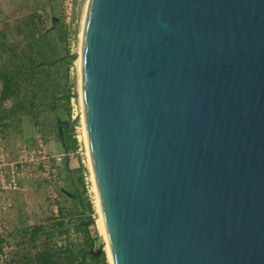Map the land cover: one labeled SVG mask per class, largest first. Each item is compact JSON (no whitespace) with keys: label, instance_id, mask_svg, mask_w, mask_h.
Segmentation results:
<instances>
[{"label":"water","instance_id":"1","mask_svg":"<svg viewBox=\"0 0 264 264\" xmlns=\"http://www.w3.org/2000/svg\"><path fill=\"white\" fill-rule=\"evenodd\" d=\"M83 21L113 264H264V0H88Z\"/></svg>","mask_w":264,"mask_h":264},{"label":"rangeland","instance_id":"2","mask_svg":"<svg viewBox=\"0 0 264 264\" xmlns=\"http://www.w3.org/2000/svg\"><path fill=\"white\" fill-rule=\"evenodd\" d=\"M86 1L0 0V68L19 67V59L16 56H19L21 49L27 53L25 42L31 40L30 37L37 38L41 45L40 49L45 51V59L50 60L49 62L62 58L64 55L70 59L67 65L56 62L41 68V73H37L40 79L45 80L47 91L42 97L34 99L35 102H40L36 108L35 121L28 112L22 111L0 121V143L12 144L9 146L12 150L28 140L31 143L34 142V138L31 137L36 134L33 132L34 123L37 124L35 125L39 134L37 137L42 140L48 150L53 152L61 150L58 153H65L59 165L56 166L55 176L52 179H34L29 182L22 193L8 196L11 204L10 212L4 220V226L0 225V229L2 228L0 231V264H15L45 245L55 249L66 240L73 241L79 238L81 231H75L73 226L85 220L86 216L93 220V225L87 227L89 235L99 236L98 239H94L92 248L94 249L99 242L103 241L98 225L97 193L90 172L79 95L80 76L77 59ZM68 5H70L69 10H67ZM36 10L43 12L44 17L41 23L36 22ZM30 18L35 23L28 31L25 22L30 21ZM21 71L24 72L23 69ZM21 87L23 89L18 94L19 99H22L24 93H26L25 97L28 96L30 85L24 82ZM65 93L69 94V115L74 116L70 118H75L73 135L77 147L71 152L63 150L62 140H58L56 129H54L55 115L58 113L61 117H66L62 102L57 100L60 94ZM51 96L56 105L52 110L47 108ZM13 100L10 98L3 101V107L11 105ZM86 202L90 203L92 211H87ZM58 204L62 207L67 219L66 232L61 235L54 233L46 240L40 234L34 242H30L28 232L33 226L40 225L46 229L52 221L58 218ZM106 264H111L109 259Z\"/></svg>","mask_w":264,"mask_h":264},{"label":"trees","instance_id":"3","mask_svg":"<svg viewBox=\"0 0 264 264\" xmlns=\"http://www.w3.org/2000/svg\"><path fill=\"white\" fill-rule=\"evenodd\" d=\"M33 21L34 20L30 18V21L25 22L26 30L30 31L31 26L35 23ZM30 39L31 40L25 42L27 53L21 49L19 56H16L19 59V67L14 69L0 68V121L9 116H14L18 111L28 112L35 120L37 117L36 108L40 102L37 103L34 99L42 97L47 91L45 80L37 76L39 72L41 73V68L53 65V63L56 62L64 63L65 65L70 62L67 55H64L62 58H56L54 61L51 60L53 62H49L50 60L48 61V59H45V51L40 49L41 45L37 41V38L30 37ZM21 69H23V73ZM24 82L30 85L28 96L25 97L26 93H24L22 99H19L18 94L20 90L23 89L21 84ZM10 98L14 99L12 104L3 107V101ZM57 100L62 102V108L66 115L64 119L69 120V94H60ZM55 106L54 98L51 96L47 108L52 110L55 109ZM55 119H63V117L57 113ZM3 125L5 126L7 124ZM61 146L65 152H71L76 149L77 142L73 136V126L62 129ZM65 164L66 160L64 162V165ZM86 209L88 212L92 211L89 202H86ZM57 212L58 218L52 221L48 228L43 229L42 226L36 225L30 229L28 232V240L30 242H34L40 234L43 236V239L46 240L54 233L61 235L66 232L65 223L67 219L59 204L57 205ZM89 225H93V220L89 216H86L85 220L79 221L78 224L73 226L75 231H81L79 238H75L73 241L66 240V242L55 249L45 245L40 250H36L33 254L28 255L24 260L16 262L15 264H106V253L103 251H101L97 257L81 256L85 250L92 247L94 239L99 238L97 234H94L93 237L89 235L87 228Z\"/></svg>","mask_w":264,"mask_h":264},{"label":"built area","instance_id":"4","mask_svg":"<svg viewBox=\"0 0 264 264\" xmlns=\"http://www.w3.org/2000/svg\"><path fill=\"white\" fill-rule=\"evenodd\" d=\"M36 13L41 19L44 17L41 10ZM70 117H74L73 114ZM64 155L48 150L37 136L33 143H21L15 150L0 145V225L4 226L10 212L8 196L22 193L34 179H52Z\"/></svg>","mask_w":264,"mask_h":264},{"label":"bare ground","instance_id":"5","mask_svg":"<svg viewBox=\"0 0 264 264\" xmlns=\"http://www.w3.org/2000/svg\"><path fill=\"white\" fill-rule=\"evenodd\" d=\"M87 4H88V0L86 1L85 8L83 10L84 13H83V17H82V24L84 22L83 20H84V17H85V12H86V8H87ZM81 38H82V28H81V35H80L79 56H78V59H77V64H78V67H79V71H80ZM79 88H80V77H79ZM79 95H80V99H81L80 89H79ZM81 107H82V103H81ZM81 114H82V122H83V130H84L85 144H86V149H87V153H88V157H89V152H88V147H87V140H86V133H85V129H84L83 111H81ZM89 164H90V172H91L92 180H93V183H94V188L96 190L94 176H93V171H92V167H91V163H90V158H89ZM95 192L97 193V190ZM97 209H98V214H99L98 225H99V228H100V230L102 232V235H103L104 251L106 250L105 251V253H107L106 254V257L108 256L107 261L109 259V262L111 264H113V261H112V258L110 256V252H109L108 241H107V236H106V230H105V226H104V222H103V218H102V214H101V210H100V204H99L98 194H97Z\"/></svg>","mask_w":264,"mask_h":264},{"label":"crops","instance_id":"6","mask_svg":"<svg viewBox=\"0 0 264 264\" xmlns=\"http://www.w3.org/2000/svg\"><path fill=\"white\" fill-rule=\"evenodd\" d=\"M36 18H37V23H41L42 22V20H41V18L39 17V16H36ZM54 119H55V117H54ZM56 120L57 119H55V121H54V123L56 122ZM60 120H65L64 118L63 119H60ZM35 121V120H34ZM35 125H37V124H34L33 123V132H36V134L34 135H32L31 137H33V138H35L37 135L39 136V134L37 133V128L35 127ZM54 129H55V126H54ZM22 134H23V132H22ZM26 143H31L29 140L28 141H26ZM0 145H4V146H6V147H8V148H10L9 146H12V144H9V145H5V144H3V143H0ZM63 148V147H62ZM58 152H61V150L60 151H58ZM57 152V153H58Z\"/></svg>","mask_w":264,"mask_h":264}]
</instances>
